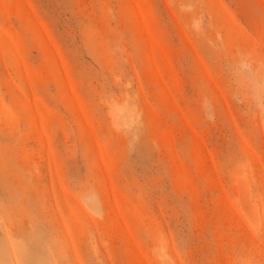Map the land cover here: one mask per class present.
Returning <instances> with one entry per match:
<instances>
[{"label": "rangeland", "instance_id": "rangeland-1", "mask_svg": "<svg viewBox=\"0 0 264 264\" xmlns=\"http://www.w3.org/2000/svg\"><path fill=\"white\" fill-rule=\"evenodd\" d=\"M0 264H264V0H0Z\"/></svg>", "mask_w": 264, "mask_h": 264}]
</instances>
